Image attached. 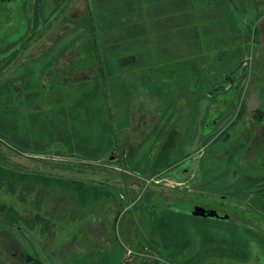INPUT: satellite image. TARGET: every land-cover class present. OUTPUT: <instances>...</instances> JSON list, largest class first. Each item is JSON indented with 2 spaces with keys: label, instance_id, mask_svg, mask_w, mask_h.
<instances>
[{
  "label": "rangeland",
  "instance_id": "1",
  "mask_svg": "<svg viewBox=\"0 0 264 264\" xmlns=\"http://www.w3.org/2000/svg\"><path fill=\"white\" fill-rule=\"evenodd\" d=\"M165 3L65 0L57 20L64 27L54 36L66 37L53 42L45 36L17 65L1 70L0 244L9 259L26 253L39 264H216V256H208L216 243L226 255L217 264H264L256 237L233 232L228 238L166 209L163 200L175 198L174 191L193 193L196 202H208L204 195L242 201L251 188L264 192L261 179L246 177L254 172L242 157L243 125L234 123L235 132L230 125L259 107L258 87L264 97V0H216V10L199 13L184 7L171 13ZM127 16L128 24L122 22ZM71 20L80 23L78 30L68 27ZM46 23L29 33L37 35ZM129 56L136 57L127 65ZM152 95L158 98L145 100ZM143 103L160 110L152 117L161 119L153 134L142 128ZM215 118L218 126L206 128ZM172 126L175 135L159 136ZM203 146L208 155H220L212 165L206 158L197 177ZM262 150L254 160L264 170ZM64 163L88 164L90 176L105 178L84 177L87 194H71L32 176V170L66 173L71 169ZM196 180L221 187L194 188ZM240 247L254 249L244 260L231 256Z\"/></svg>",
  "mask_w": 264,
  "mask_h": 264
},
{
  "label": "flooded vegetation",
  "instance_id": "2",
  "mask_svg": "<svg viewBox=\"0 0 264 264\" xmlns=\"http://www.w3.org/2000/svg\"><path fill=\"white\" fill-rule=\"evenodd\" d=\"M51 3L48 6V13L51 14V18L53 20H48L53 22V25H50V22L44 24V26L41 29V31H38L39 33L37 35H32L30 34L31 28L34 26V16L35 14H40L43 15L44 11V2L45 0H0V25L4 26L2 30H0L1 35H0V60L9 57L11 54H13V51L21 46L24 42H27V45L24 47V53L25 51L28 50V48H31L33 45H35L38 41L42 40L45 38V36L49 38H53L54 41H61V39H64L66 35L62 32L58 35L54 36V33L56 32V27L60 30L64 26H61V24L58 20V17L60 16V10L61 6L65 3V0H50ZM41 10V11H40ZM30 21V22H29ZM39 22H43V19L40 18ZM44 23V22H43ZM62 23V22H61ZM67 26V25H65ZM68 27H72L71 24L68 25ZM39 29V30H40ZM8 31V34L6 33ZM36 42V43H34ZM14 44V45H13ZM13 46V47H12ZM41 53V52H40ZM40 53H37V56L40 55ZM251 71V70H250ZM252 83H249V91L251 90V85ZM252 93V91H250ZM250 93V96L252 95ZM258 100H259V107L254 109L251 114H248L244 120L239 119V116L234 118L231 122V131L235 132L236 128L235 126L233 127L234 123H238V125L242 124L243 125V134L245 137V146L242 150V157H245L246 160H248V163L250 164V167L253 168L251 169L254 174H247L246 177L248 176H255L252 180H259L261 179L260 184L264 186V170L262 168L258 169L256 167V161L254 158L256 157V154L258 151H260V148H262V152H264V109L263 108V100L264 97L262 94H260V88L258 87L257 94L255 95ZM225 103V101L223 102ZM223 111L220 110V114H222ZM221 117V116H220ZM216 120V118H215ZM232 123V124H231ZM218 124L213 123L211 128H216ZM205 127V126H204ZM203 129V128H202ZM223 130V129H222ZM222 130H219L218 133H220ZM215 135L211 140L208 141V145L206 146L209 147L211 144L216 142V138L219 135ZM226 137V136H225ZM205 146V145H204ZM203 146V152H201V159H200V164L198 168L197 177L200 176L202 172V168L205 166V156L207 155V158L211 155H208L206 153V148ZM261 146V147H260ZM229 152V151H226ZM220 154L217 152L213 153V164L216 161V157H218ZM210 160V158H208ZM263 164V162L261 163ZM256 169V170H254ZM194 175V174H193ZM205 181L203 180L202 183L198 182L196 180L194 184V188L200 189V186H203ZM198 185V187H196ZM251 186V185H250ZM252 188L250 189L249 193H247V200L249 201V207L253 208L254 201L260 200V196H264V192L258 193L256 191V194L252 192ZM216 191V190H215ZM174 194V195H173ZM189 193H181V192H173L172 195L175 196V198H168V199H163L165 208L166 209H171L175 208V210L180 211L182 216L187 220L189 218H194L195 220H201L203 223H208L211 226H215L217 224H224L228 223L231 221V216L232 213L230 212L229 206H224L221 204H216V199L217 201L222 197V196H210L211 198L214 199L212 204L206 203V202H196L194 198L197 196L193 193L191 198H188ZM260 194V195H259ZM225 196V195H224ZM152 197V196H151ZM227 197V196H225ZM188 198V199H186ZM233 198V203H236V199L234 197H229ZM191 199V200H190ZM228 199V198H227ZM226 199V200H227ZM179 202L182 204L181 209H178L179 206L175 205V202ZM235 201V202H234ZM186 202V203H185ZM185 203V204H184ZM169 206V207H167ZM184 206L187 207V209H184ZM253 210L250 209L248 211V217H247V229L246 231L248 234L252 235L255 237L256 234L260 232L259 227L262 226L261 224L264 225L263 218L264 216L261 214L260 216V221L258 219L253 218ZM210 215H212L210 217ZM238 219V218H237ZM208 228L204 227L202 229V232L207 236V234L212 235L210 231H207ZM259 231V232H258ZM262 231V230H261ZM256 233V234H255ZM261 235V245L264 246V233L260 234ZM257 239V238H256ZM214 246H216V243H214ZM205 247H211L205 245ZM204 247V248H205ZM254 247H250L249 250L252 252Z\"/></svg>",
  "mask_w": 264,
  "mask_h": 264
},
{
  "label": "trees",
  "instance_id": "3",
  "mask_svg": "<svg viewBox=\"0 0 264 264\" xmlns=\"http://www.w3.org/2000/svg\"><path fill=\"white\" fill-rule=\"evenodd\" d=\"M154 1H162L163 3L166 2L165 4L167 5V8H169V10H170L171 13L174 12L173 10H177V8H181V7H184L185 8L184 9L185 11L188 10V9H191V10L195 11L196 13L197 12L199 13L201 10H205L206 7L207 8H210V10H216V0H196L194 2H196V3L199 2L201 4L197 8H195L192 5V2L189 1V0H154ZM50 3H51L50 0H45V2H44V6L45 7H44V11L42 13L43 15H41V13L40 14H35V16H34V25H35V27H37L40 18L43 19V22L44 23H46L51 18V14L48 13V9H49L48 6H49ZM123 3L121 5H119L118 8H120V9L124 8ZM180 3H181V5H178ZM205 11H207V10H205ZM133 12H134V16H133L132 19H134L133 23L136 24L139 21L140 18H138V16H137V18L135 19V15L138 14L137 13L138 11H136V13H135V10L133 9ZM141 15H142V13H140V16ZM71 22H72V24H71L72 27H70V28H72L75 31L78 30L77 28H78V26H79L80 23L78 21H74V20H71ZM122 22H127L126 24H128L130 22V19L127 16L125 18V20H122ZM50 25H53V22H50ZM174 26L176 27L177 25H174ZM2 28H4V26L0 25V30H2ZM1 32H0V35H1ZM6 33L8 34V31ZM27 42H29V41H27ZM27 42H24L22 44L23 49H25L24 47L27 45ZM19 53L20 54H17V52H13V54H11L9 57L0 60V74H1V70L3 68H6L7 64L12 63L13 66L17 65V63H18L17 59H20L22 57V55H23L24 52L22 51V52H19ZM135 57L136 56H129L128 57V60L126 58L125 60H127V61H125L124 63L127 64V62L129 60H131L132 62H134ZM52 63L53 62H49L47 64H52ZM128 64H129V62H128ZM178 78H179V76H178ZM182 78H184V77H182ZM181 80H183V79H181ZM182 84H183V82H182ZM182 84H181V82L179 83L180 90L181 91H183L184 89L187 90L188 87L187 86H184ZM19 85H20V83H19ZM136 89H137V87L134 88V89H132L134 91V94L136 93ZM145 94H147V92H145ZM134 97H137V95H135ZM154 97H157V96L152 95V96L146 97L145 100L152 101L153 100L152 98H154ZM224 101L226 102V100H222V103ZM144 104H147V103H143V106L141 107V111H139V116L141 118H143L142 119L143 120V126H142V128H143V131L144 132L151 131L152 134H153V132L155 131V127L159 124V121L161 119L159 121H157V120H153L152 117L157 116V112L160 111V110H158L159 107H155V108L152 107L151 109L150 108H147L148 106H145ZM142 108H144V109L142 110ZM219 113H220V111H219ZM240 117H241V115L239 116V118ZM213 123L218 124L216 122V120L213 121V122L212 121H208V122H206V128H207V126H209V128H211L210 126H212ZM175 129L176 128L174 126L167 127V129H165V130L161 128L158 134H159V136L162 135V137H164V135H167V134H169V132H172L175 135L176 134ZM227 136L228 135H226V137ZM136 149H137V147H136ZM211 152H212V150H211ZM212 157H213V152L211 153V156L208 157V158H210V161L209 162H210L211 165L213 164V158ZM206 158H207V155L205 156V159ZM205 162H206V160H205ZM69 163L62 164L64 166V168H66V166H69V168L71 169V170L68 169L66 171L65 170H62L63 172H66V173H61L59 175H57V174L56 175H53L52 173H46L45 171H42V170H32V176L34 178L39 179L40 181H42L43 182V185H50L51 186L52 181H54L55 182L54 183L55 186H58L57 187V191L60 190V191H62L64 193H67L68 191L67 190H64L62 188L63 187H69L70 188L69 191H71V194L72 193H74V194H80L81 192H84V193L87 194L88 189H84V184H87L84 181L85 179H83L84 177L88 178L89 179V182H92L93 181V182H99V183H101L99 181V179L104 175L101 172H98L97 174H92L90 176V173H91L90 171L91 170H89V168L87 167L88 164H80V163H77L78 164L77 165L75 163H71V164H69ZM2 171H4V170H2ZM65 174H67V175H65ZM152 174H154V173H152ZM12 175H13V178H16V176H15L16 173H12ZM94 175H97L98 177L95 178ZM103 178H105V176H103ZM203 184H204V189L205 190L210 189L211 191H215V190L218 191V189H220L219 187H221V186H218L217 184L215 186L210 181H206ZM196 187H198V185ZM191 197H192V194L189 193L188 194V198H191ZM231 197H233V196H231ZM204 198L210 204H212V202L214 201L213 198H211L209 196H206V195H204ZM226 199L227 198L222 195V197L218 201L216 199V204H221L222 205L223 202H225V203L228 202V205L227 206H229L230 210L231 211H234L235 214L234 215L232 214L231 221L230 222L224 223V224H217L216 225V231H221L222 235H227L228 238L231 237L232 235H234L233 232H235L236 236H238V234L241 233V232L242 233L246 232V234L248 233L246 231V228H247L246 221H247V217H248V211L250 209L253 210V213H254L253 214V218L258 219L260 221L261 214L264 216V204L261 203V202H259L260 200L254 201L253 202V204H254L253 206L254 207L253 208H250L249 207V204L250 203L247 200V198H246L245 195L243 197L244 200H242V201L239 200L240 201L239 202L236 199L235 200L236 203H233V200H232L233 198H228L227 200ZM238 199H240V198H238ZM28 219H30V217H28ZM11 220L13 222V226H15L16 219L11 218ZM263 221H264V218H263ZM232 229H234V230H232ZM207 231H209V229H207ZM255 237L257 238L256 239L257 241H259L260 243L262 242V240L260 238L261 237L260 233L256 234ZM237 238L238 237H236V239ZM239 241H240V239H239ZM8 242H10L9 244L12 245V247L14 249L15 248V244L13 242H11V241H8ZM2 248L3 247L0 244V264H8L12 260L13 261H12L11 264H34V263L35 264H39V262H38L37 259H35L34 257L32 258L30 255H28L26 253L23 255V257L19 261L18 260H15L16 257H11L12 258V260H11V259H9L7 257L6 253L4 252V250H2ZM220 249H222V250H220ZM220 249L217 250V248L215 246L213 249L210 250V252H209L210 254L208 255V256H210V255H215L216 256V264L218 262L217 261L218 260L217 258L226 256V255H224L225 254V250L223 251V247H221ZM216 251H222L223 253H219L218 255H216ZM206 252H208V251H206ZM234 252H236V254L235 253H233V254L231 253V256H233V257L236 256V257L240 258L241 260H244V259L250 257V251H246V249H243L242 247L238 248L237 251H234Z\"/></svg>",
  "mask_w": 264,
  "mask_h": 264
},
{
  "label": "water",
  "instance_id": "4",
  "mask_svg": "<svg viewBox=\"0 0 264 264\" xmlns=\"http://www.w3.org/2000/svg\"><path fill=\"white\" fill-rule=\"evenodd\" d=\"M212 215H210V217H211Z\"/></svg>",
  "mask_w": 264,
  "mask_h": 264
}]
</instances>
